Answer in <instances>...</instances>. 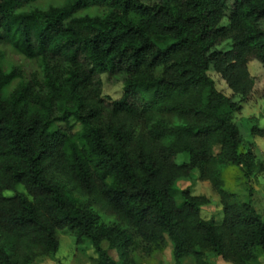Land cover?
I'll use <instances>...</instances> for the list:
<instances>
[{
    "label": "trees",
    "instance_id": "16d2710c",
    "mask_svg": "<svg viewBox=\"0 0 264 264\" xmlns=\"http://www.w3.org/2000/svg\"><path fill=\"white\" fill-rule=\"evenodd\" d=\"M6 47L34 68L4 66ZM253 59L264 67V0H0V264L55 254L59 230L89 241L95 264H135V250L168 242L172 264L264 259V213L221 178L264 162L239 151L241 107L208 74L245 98ZM101 75L121 79V97L103 96ZM194 171L220 221L189 188L175 202Z\"/></svg>",
    "mask_w": 264,
    "mask_h": 264
},
{
    "label": "rangeland",
    "instance_id": "374dc122",
    "mask_svg": "<svg viewBox=\"0 0 264 264\" xmlns=\"http://www.w3.org/2000/svg\"><path fill=\"white\" fill-rule=\"evenodd\" d=\"M221 24H227V12L223 17ZM226 48V46H222ZM4 66L20 65L22 67L34 68L33 63L25 60L21 55L14 52L11 48L5 49ZM248 70L253 78V89L245 97L233 95L223 79L212 69L208 74L213 79L217 90L224 95L238 102L240 110L234 113L233 121L238 126L242 136V143L239 151L245 152L251 149L255 157L259 161L264 162V137L259 135H251V127L264 128V67L256 59L248 62ZM103 96L106 98L117 99L121 97L123 84L118 77L109 79L106 75H101ZM176 162L184 160V155L178 154L175 157ZM221 178L223 180V188L235 192L240 198L247 199L251 193V200L254 207L261 213H264V171L253 173L246 178L241 169L235 165H227L221 170ZM189 188L194 195L205 196L209 202L201 207V216L204 219H214L220 221L222 218L220 199L211 184L207 180L199 179L197 171H194L190 178H180L175 182L176 191L173 198L177 204L181 202L178 191L180 189ZM18 191H23L22 187H17ZM6 195L13 194L12 191H6ZM59 246L55 254L51 256L38 257L33 264H95L93 259L96 253L89 241L85 240L78 245L75 238L71 236L68 230L58 231ZM102 247L107 250L109 256L115 261H119V255L113 249H110L106 243ZM172 244L168 242L166 248L161 252H155L151 255H139V251L135 250L132 258L135 264H172L171 257ZM258 263L264 264L262 255H258ZM209 260L213 264H231L225 262L219 257L210 256ZM182 262L191 264L194 262L191 256L182 259ZM256 264V263H255Z\"/></svg>",
    "mask_w": 264,
    "mask_h": 264
}]
</instances>
